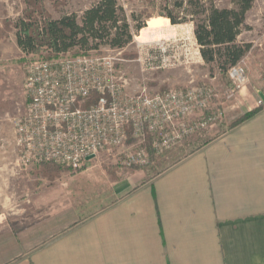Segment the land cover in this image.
Returning <instances> with one entry per match:
<instances>
[{"label":"crops","instance_id":"crops-1","mask_svg":"<svg viewBox=\"0 0 264 264\" xmlns=\"http://www.w3.org/2000/svg\"><path fill=\"white\" fill-rule=\"evenodd\" d=\"M259 78L221 99L222 119L163 172L83 182L102 202L13 264H264V109L228 129L264 102Z\"/></svg>","mask_w":264,"mask_h":264},{"label":"rangeland","instance_id":"rangeland-1","mask_svg":"<svg viewBox=\"0 0 264 264\" xmlns=\"http://www.w3.org/2000/svg\"><path fill=\"white\" fill-rule=\"evenodd\" d=\"M98 1L43 0V8L54 20L75 15L81 25L84 12ZM254 1L248 15L252 31L243 30L245 32L237 40L239 45L251 44L238 62L245 66L247 83L255 77L264 82V41L260 39L264 31V0ZM116 3L132 33V41L122 49H111L104 43H98L94 49L92 43L83 49L74 47L66 54L49 57L51 52L45 48L33 53L19 48L17 38L21 31L13 26L0 39V264H13L28 258L101 203L102 199L89 202L91 196L85 197L89 195L91 185L83 182L89 178L99 183L100 188L106 179H98L99 176L105 178L111 174L117 178L136 168L156 176L173 165L176 160L173 155L188 152L187 144L206 133H198L162 152L152 148L150 137L144 140L129 137L112 153L98 154L79 167H69V170L55 171L43 164L22 167L14 146L12 124L13 119L24 111L23 80L30 61L54 60L60 56L83 53L111 55L116 59L117 76L128 93H135L144 87L155 92L209 86L218 95L210 109L221 108V99H225L230 86L228 71L220 72L216 64H205L195 54L193 30L203 18V8L213 5L218 9H232L235 6L231 0H116ZM27 8L24 0H0V28H5V21L20 26V19ZM170 12L178 15L181 19L179 24L172 25L165 17ZM139 24L143 27L136 31L135 27ZM169 41L173 42V66L149 71L146 64L138 61L143 49L165 45ZM185 50L191 53L186 58ZM209 112L195 115L193 119L206 116ZM195 145L192 143L193 147ZM139 150L148 155V164L127 167L126 156ZM47 176H51L52 180ZM76 189H83V194Z\"/></svg>","mask_w":264,"mask_h":264},{"label":"built area","instance_id":"built-area-1","mask_svg":"<svg viewBox=\"0 0 264 264\" xmlns=\"http://www.w3.org/2000/svg\"><path fill=\"white\" fill-rule=\"evenodd\" d=\"M193 46L200 56L194 39ZM189 55L185 50L184 58ZM138 61L146 64L149 71L173 66V42L143 49ZM115 64L111 55L83 53L54 60L37 59L26 65V104L12 124L20 166L54 164L76 168L88 162L89 157L112 153L129 137H150L152 148L162 152L222 119L220 107L210 109L218 97L213 88L150 92L144 87L128 93ZM227 74L230 86L225 99L230 100L247 83L244 64L237 63ZM207 111L206 116L193 119ZM147 164L148 155L143 150L125 159L127 167Z\"/></svg>","mask_w":264,"mask_h":264},{"label":"trees","instance_id":"trees-1","mask_svg":"<svg viewBox=\"0 0 264 264\" xmlns=\"http://www.w3.org/2000/svg\"><path fill=\"white\" fill-rule=\"evenodd\" d=\"M24 1L28 8L20 19V26L5 21V28H0V39L9 31L10 26L18 28L21 33L18 35L17 44L23 51L33 53L45 48L51 52V55H48L51 57L66 54L74 47L86 48L92 43L94 49L97 48L98 43H104L111 49H122L132 41L130 27L120 13L116 0L98 1L84 12L81 25L77 23L75 15H67L58 20L52 19L43 8V0ZM253 1L231 0L235 6L232 9H218L213 5L203 8V18L195 25L193 35L199 46L200 58L205 64L214 63L220 72L225 73L249 50L251 44L239 45L237 37L243 30H248L244 24L245 14L251 8ZM165 17L172 25L181 22L178 15L171 12ZM142 27L143 25L139 24L135 30L140 31ZM92 100L95 101L96 98L93 97ZM263 109L264 102H261L257 108L231 123L228 129L241 125ZM43 165H49L55 171L70 169L54 164ZM108 177L112 180L116 179L111 174Z\"/></svg>","mask_w":264,"mask_h":264},{"label":"water","instance_id":"water-1","mask_svg":"<svg viewBox=\"0 0 264 264\" xmlns=\"http://www.w3.org/2000/svg\"><path fill=\"white\" fill-rule=\"evenodd\" d=\"M259 96H260L261 100L264 101V96H263V94H262V93H259ZM92 159H93V157H89L87 160L90 161V160H92Z\"/></svg>","mask_w":264,"mask_h":264},{"label":"bare ground","instance_id":"bare-ground-1","mask_svg":"<svg viewBox=\"0 0 264 264\" xmlns=\"http://www.w3.org/2000/svg\"><path fill=\"white\" fill-rule=\"evenodd\" d=\"M150 26H151V25H150ZM139 38H140V37H139ZM139 38H138V39H139Z\"/></svg>","mask_w":264,"mask_h":264}]
</instances>
